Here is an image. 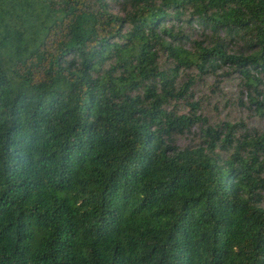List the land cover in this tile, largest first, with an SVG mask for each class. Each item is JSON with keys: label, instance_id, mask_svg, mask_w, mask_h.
Returning a JSON list of instances; mask_svg holds the SVG:
<instances>
[{"label": "trees", "instance_id": "1", "mask_svg": "<svg viewBox=\"0 0 264 264\" xmlns=\"http://www.w3.org/2000/svg\"><path fill=\"white\" fill-rule=\"evenodd\" d=\"M221 67L264 116V0H0V264H264V128L187 95Z\"/></svg>", "mask_w": 264, "mask_h": 264}, {"label": "rangeland", "instance_id": "2", "mask_svg": "<svg viewBox=\"0 0 264 264\" xmlns=\"http://www.w3.org/2000/svg\"><path fill=\"white\" fill-rule=\"evenodd\" d=\"M196 25L198 28V24ZM227 71L229 70L226 67H221L214 73L208 72L201 75V78L197 76V71H191L190 75L193 76L195 82L192 83L190 90H188V99H191L189 97L192 94L193 100L200 101L201 110L197 113L206 118L208 123L217 124L222 119L229 121L243 120L246 125L248 123L250 130H255L258 127L263 129L264 116H255L247 108V105L251 108L255 107V104H250L249 102L251 87L249 88L244 84V80H241L238 73H231L226 76ZM184 76L180 74L177 80L186 79ZM253 88L259 91L258 101L264 104V83L253 85ZM178 105L182 111L187 112L189 110L184 100L178 102ZM199 125L200 123L196 122L192 128L195 134H190L189 137L196 136ZM177 143L183 144L186 141L183 137H179Z\"/></svg>", "mask_w": 264, "mask_h": 264}]
</instances>
